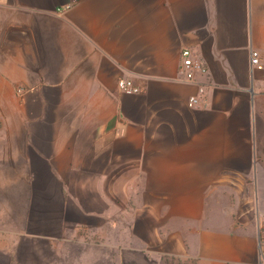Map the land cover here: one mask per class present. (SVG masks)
<instances>
[{"label":"crops","instance_id":"0c3cea01","mask_svg":"<svg viewBox=\"0 0 264 264\" xmlns=\"http://www.w3.org/2000/svg\"><path fill=\"white\" fill-rule=\"evenodd\" d=\"M184 49L208 68L199 109L188 106L198 85L183 81ZM253 50L264 58V0H0V206L16 209L0 211L11 218L0 264L18 263L19 201L37 183L60 185L84 216L102 215L110 195L127 200L132 183L156 185L158 203L139 211L167 217L162 226L201 221L223 185L225 224L171 244L194 264H264V70ZM120 79L141 92L122 93Z\"/></svg>","mask_w":264,"mask_h":264},{"label":"rangeland","instance_id":"374dc122","mask_svg":"<svg viewBox=\"0 0 264 264\" xmlns=\"http://www.w3.org/2000/svg\"><path fill=\"white\" fill-rule=\"evenodd\" d=\"M155 186L132 183L130 198L122 201L110 195L101 206L102 215L84 216L71 204L72 197L63 202L60 185L57 192L53 190L50 194L44 183H37L35 198L33 192L30 199L19 201V220L28 227L14 241L19 249L14 248L13 261L17 264H194L186 251L177 253L171 244L174 234L182 235L185 245L190 246L195 229L225 224L223 220L228 219L232 209V196L224 192L223 185H213L205 198L207 206L201 221L173 218L170 224L162 226L167 217L139 211L146 202L158 203L152 193ZM107 187L110 193L111 185ZM147 191L151 199H145ZM12 208L16 210L9 200L8 207L0 206V211L10 212ZM10 220L8 212L3 217L0 215V223Z\"/></svg>","mask_w":264,"mask_h":264},{"label":"built area","instance_id":"2783aa9c","mask_svg":"<svg viewBox=\"0 0 264 264\" xmlns=\"http://www.w3.org/2000/svg\"><path fill=\"white\" fill-rule=\"evenodd\" d=\"M69 8L70 6L65 7V9ZM251 64L254 69L264 70V58L259 51L251 52ZM181 73L184 82L198 85V94L190 97L188 106L191 109H199L204 102L207 88L198 84L197 75H207L208 68L201 59L194 56L191 49H184L181 54ZM118 87L126 95H135L141 92V88L131 79H120ZM24 91V87L17 89L18 94H23Z\"/></svg>","mask_w":264,"mask_h":264}]
</instances>
